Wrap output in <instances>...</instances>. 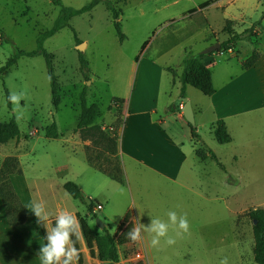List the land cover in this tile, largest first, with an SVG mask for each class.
I'll return each mask as SVG.
<instances>
[{
  "label": "rangeland",
  "instance_id": "rangeland-1",
  "mask_svg": "<svg viewBox=\"0 0 264 264\" xmlns=\"http://www.w3.org/2000/svg\"><path fill=\"white\" fill-rule=\"evenodd\" d=\"M91 1L59 0L57 4L53 0H0V67L16 49L35 50L38 37L53 27L62 8L80 9ZM205 1L208 0H111L120 11L117 21L124 35L122 42L114 28L116 20L105 4L99 3L88 13L73 17L69 27L43 43L46 52L54 56L53 68L60 86V104L56 109L42 57L23 56L6 69L0 79V123L14 118L19 137L0 145V165L8 157L18 161L21 174L12 177L14 192L23 188L29 204L45 203L50 217H56L61 210L85 214L86 206L62 188L66 182H73L85 198L110 199L108 206L102 204L103 208L94 212L95 219L89 224L96 231L99 220L112 234L126 213L134 226L142 223L146 227L151 219L170 223L169 212L186 216L187 233L170 224L168 236L175 239L174 245H167L165 238H161L160 244L152 247L153 234L142 231V239L151 250L148 264H255L252 224L246 212L254 208L264 210V106L257 112L224 120L232 142L219 145L212 134L207 99L191 88L193 100L202 105L200 116L194 119L200 144L205 148L202 152L210 150L219 164L208 158L199 162L186 139L179 135L177 142L184 145L186 162L175 181L153 179L145 167L128 162L119 154L112 156L111 147L97 131L80 134L75 130L79 95L85 91L87 104L99 108L95 124L105 137L115 139L117 151L126 116L132 112L129 101L138 67L147 61L162 68L160 74L151 71L147 78L161 84L153 119L167 117L166 124L180 134L179 120L170 108L179 105L174 96L181 86V47L190 44L191 49L197 50L204 44V36L214 43L224 42L228 38L222 32L225 20L233 22L237 34L251 28L257 35L236 43L232 54L217 58L219 64L231 61L225 68L228 73H235L237 62L241 67L253 51L264 54V0H215L204 12L211 29L208 32L198 30L196 24L201 18L187 12ZM144 42L146 47L141 50ZM78 46H83L82 52L77 50ZM79 55L88 63L87 78L79 70ZM167 67L174 70L175 76ZM212 70L216 85L228 75L219 69ZM173 79L175 86L171 85ZM5 89L9 97L15 94L20 99L9 100L8 104ZM167 103L170 107L166 116ZM53 123L58 138H46L44 129ZM181 152L169 147L148 149L138 156L149 161L175 160ZM98 167L113 176H121L122 172L124 183L110 180Z\"/></svg>",
  "mask_w": 264,
  "mask_h": 264
},
{
  "label": "crops",
  "instance_id": "crops-1",
  "mask_svg": "<svg viewBox=\"0 0 264 264\" xmlns=\"http://www.w3.org/2000/svg\"><path fill=\"white\" fill-rule=\"evenodd\" d=\"M212 4L203 9H197L195 12L191 13L192 15H195L196 18H201V20L196 24V28L198 30L206 32L211 30L209 21L205 17L204 12L207 11ZM202 39L204 44H202L203 46L201 45L197 50L191 49L190 44H185L181 47V60L179 59L180 65L182 60L187 55L199 54L207 47L215 44L212 40L207 39L206 36ZM229 53L232 54V52ZM223 55L224 54L221 53H213L211 55H204L202 58L205 66H207V68L211 71L212 84L215 89V93L213 95L209 97L204 96V98L207 99V108L212 113L211 129L217 120L224 121L227 119H234L248 113L257 112L259 111V108L264 106V54H260L259 59L248 70H242L237 62V70L235 73H228V69L225 70L228 65H231V61H222V64H219L220 61H218L217 58ZM228 56L231 57V55ZM139 66L140 67H138V72L134 80L131 99L129 101V109L132 112H128L126 116V121L122 128L121 146L120 144H117V151L119 156H124L128 162H133L135 165L143 166L149 170L151 172V178L158 179V177H161L175 181L180 177L186 162V154L183 150L184 145L181 142H177L179 135L186 139V142L190 146L189 149L192 148V152L199 162L208 161V159L201 160L197 157L195 151L199 148H205H203L200 144L201 139L199 142H193L189 127L187 123L183 121L184 119L181 115V109L186 101H189L191 105L194 119H197L198 116H200L202 112V105L195 103L193 100V94L190 92L191 87H186L185 100H180L178 98L180 87H178L174 99L179 103L178 107L180 108V112L178 113L175 111L172 114L179 120V123L177 121L176 122L179 124L181 133L178 134V132L174 131L166 124L167 117L165 119L159 118L155 121L153 116L157 115L156 100L159 97L161 84L159 80L150 81L147 78L149 77L151 71L159 72L160 74L162 68L147 61L142 62ZM212 69H219L221 73H228V75L224 77V79H221V82L216 85L214 83V74ZM166 70L174 71L170 67H167ZM175 84L176 82L173 79L171 85L175 86ZM144 88L147 89L148 95ZM169 107L170 104L167 103L165 105L166 116L169 115ZM227 127L228 125H226V128ZM176 134H178V136ZM125 142L128 143L127 147L125 146ZM142 145H145V147ZM169 147L182 151L180 156L175 160L166 158L149 161L146 158L138 156L141 153L143 154V152H146L148 149L156 151ZM205 154H207V152ZM188 171H190V169H188ZM14 175L16 176V174H12L9 177V179H11L10 182L12 181V183V177ZM183 177L188 179V176L185 174ZM15 194L24 208L26 220L23 224L10 226L7 220L6 212L0 200V264H41L39 249L44 245V241L41 235L40 227L42 226L46 234L45 225L38 223L37 218L30 211V199L26 196L23 188L19 190L16 189ZM90 200L97 201L96 204L101 205V209L103 208L102 204L108 206L110 203V199L107 197H102V201L95 199ZM59 212L60 211L56 212L55 215ZM71 213L75 216L78 215L80 218H83L94 235L102 234V230L98 227L96 231L90 227L89 221L94 218H92V214H90L88 210L85 214H81L77 210H73ZM105 217L108 219V216ZM121 220L118 222L117 226L121 223ZM77 221L79 223L78 218ZM54 223L55 217H50L47 224L55 226ZM133 227V221L130 216L129 222L123 228L119 236H121L127 228L131 229ZM104 228L106 229L105 225ZM107 231L110 233L109 230ZM78 232L79 239L75 238L78 249V260L75 264H109V262H101L97 258H92L90 256L89 250L81 235L80 227ZM148 246L149 244H147L143 239H141V241L133 242L132 244L118 246L117 252L119 261L117 264H148V256L151 255L150 246ZM136 253L141 255L142 259H137L135 257ZM79 256L81 262H79Z\"/></svg>",
  "mask_w": 264,
  "mask_h": 264
},
{
  "label": "trees",
  "instance_id": "trees-1",
  "mask_svg": "<svg viewBox=\"0 0 264 264\" xmlns=\"http://www.w3.org/2000/svg\"><path fill=\"white\" fill-rule=\"evenodd\" d=\"M53 1L59 4V0H53ZM120 1H126V0H120ZM214 1L215 0H208L202 2L197 6L196 9H191L188 11V13H193L197 9H203L209 6L210 4L214 3ZM99 3L105 4L107 11H109L112 14V18L116 20V22H114V28L118 35V39L120 40V42H122L124 40V35L121 33L120 24L117 21L120 11L116 10L112 6L111 1L103 2L102 0H92L91 2H89L87 5L83 6L80 9L62 8L60 15L56 19L53 27L50 30H47L42 34H40V36L38 37L37 47L35 50L30 52H25L16 49L15 53L10 58H8V60L5 62V64L2 67H0V79H1V74L6 69L15 65L20 57L23 56L30 58L35 56L42 57L45 62L46 73L49 81L51 102L53 107L56 109L60 104V93H59L60 86L57 80V76L54 73V68H53L54 56L46 52V50L43 48V43L46 39L52 37L61 29L65 27H69V21L73 17H77L84 13H88L89 11H91L93 7H95ZM263 16H264V11L262 13V17ZM232 25L233 22L231 20H225V24L222 29V32L226 33L228 38L224 42L220 43L219 50H217L214 53L225 54L232 52L234 45L236 43L245 41L250 37H257L256 32H252L251 28L244 30L240 34H237L233 30ZM145 47H146V42H144L141 45V50H143ZM211 54L213 53L206 55H211ZM203 57L204 55L199 53L195 55H187L182 60V72L180 75L181 86L178 97L180 100H185L186 87H191L206 97H209L215 93V89L212 84L211 71L203 63L202 61ZM259 57H260L259 52L253 51L251 55L242 62L241 64L242 70H248L249 68H251L259 59ZM79 70L81 74L87 78L88 63L81 55H79ZM168 71L171 72L173 76H175L174 71L172 70H168ZM4 91L9 104V94L6 91V89ZM114 100H116L117 102H122V100L119 99H114ZM79 107H80L79 109L80 111H79L78 121L75 130L80 134H83L87 131H97L99 137L103 141L107 142L111 147L113 151L111 155L116 156L118 154V151H116L115 139L105 137L101 133L100 127L95 124V121L99 115V108L96 104H89V105L87 104L85 91H82L79 95ZM177 108L178 107L175 105L174 109L173 107L170 108V111L175 112L177 111ZM187 125L189 127L191 139L193 140V142L195 143L199 142L200 137L197 134L196 128L189 124ZM212 134L214 140L219 145H225L231 142V137L227 131L225 122L223 120H217L214 123L212 127ZM44 135L46 138L49 139L58 138V131L56 125L53 123L47 126L44 129ZM18 137H19V129L17 122L14 118H11L7 122L0 123V145L7 144L9 141L15 140ZM195 153L197 157L201 160H206L208 158L218 163V159L210 150H207V154H205L204 152H202V149L199 148L195 151ZM97 170L100 173L106 175L110 180L114 182H117L119 184L124 183L122 172H121V176H113L111 175L110 171L105 173V171H102L100 167H98ZM12 174L20 175L21 170L18 166V161L13 157H8L5 158L0 165V200L6 212L9 225L17 226L25 222L26 215L23 206L21 205L19 199L17 198L12 188L9 179L10 175ZM62 188L72 199L77 200L81 204L85 205L88 212L92 214V218L95 219V215L93 213V207L97 203V201L85 198L79 187L73 182H66L65 184H63ZM246 216L248 217V219L251 221L252 224V237L254 243L253 251H252L253 261L255 264H264V210L261 208L250 209L246 212ZM76 217L79 220L81 235L92 258H97L101 262H109V264H117L119 261L117 247L125 244L133 243L127 238V233L128 231H130V228H127L123 232V234L119 236L123 228L129 222V218H130L129 213H126L124 215L121 223L117 226L114 234H110L104 228L102 230L101 235H94L91 232L87 222L83 218H80L78 215ZM40 230L45 244L46 241L44 237L46 234L42 226L40 227ZM72 239L75 240V237H72ZM75 247L77 248L76 242H75ZM79 262H81L80 256H79ZM136 264H141V263H136Z\"/></svg>",
  "mask_w": 264,
  "mask_h": 264
},
{
  "label": "clouds",
  "instance_id": "clouds-1",
  "mask_svg": "<svg viewBox=\"0 0 264 264\" xmlns=\"http://www.w3.org/2000/svg\"><path fill=\"white\" fill-rule=\"evenodd\" d=\"M19 96L13 94L9 97L11 101H18ZM30 211L37 218L38 223L45 225L46 235L44 237L46 243L39 249V257L41 264H75L78 260V249L75 247V240L79 239V223L75 215L66 210H61L55 217V223L48 225L50 214L43 202H33L30 205ZM168 221L166 223L160 219H151L150 225L145 226L138 223L127 233V238L132 242L142 239L141 233H151V246L157 247L161 238H165V243L169 246L175 244V239L168 236L169 227L178 225V228L184 233L189 231V222L186 216L178 217L175 212H169ZM226 264V262H222Z\"/></svg>",
  "mask_w": 264,
  "mask_h": 264
},
{
  "label": "water",
  "instance_id": "water-1",
  "mask_svg": "<svg viewBox=\"0 0 264 264\" xmlns=\"http://www.w3.org/2000/svg\"><path fill=\"white\" fill-rule=\"evenodd\" d=\"M103 2L105 1H111V0H102ZM220 44L219 43H215L209 47H207L205 50H203L201 52V54L206 55V54H210V53H214L217 50H219ZM77 50L79 52L83 51V46H78ZM181 115L183 117V119L186 121L187 124L194 126V116H193V111L191 108V105L188 101H186L181 109ZM96 225L99 227V229L103 230L104 229V225L99 221L96 220Z\"/></svg>",
  "mask_w": 264,
  "mask_h": 264
},
{
  "label": "built area",
  "instance_id": "built-area-1",
  "mask_svg": "<svg viewBox=\"0 0 264 264\" xmlns=\"http://www.w3.org/2000/svg\"><path fill=\"white\" fill-rule=\"evenodd\" d=\"M100 209H101V205H99V204H95L94 207H93V212L98 211V210H100ZM135 257H136L137 259H142L141 255H139L138 253H136Z\"/></svg>",
  "mask_w": 264,
  "mask_h": 264
}]
</instances>
